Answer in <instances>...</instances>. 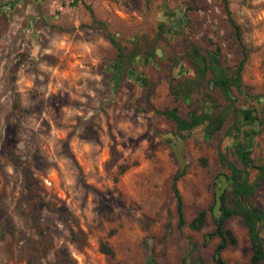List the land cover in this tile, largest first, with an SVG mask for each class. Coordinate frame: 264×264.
<instances>
[{"label": "rangeland", "instance_id": "1", "mask_svg": "<svg viewBox=\"0 0 264 264\" xmlns=\"http://www.w3.org/2000/svg\"><path fill=\"white\" fill-rule=\"evenodd\" d=\"M172 2L187 15L175 34L157 27L169 19L155 1L0 0V264H249L237 214L224 221L235 243L215 252L211 206L217 175L230 174L219 154L250 182L258 173L233 150L232 108L256 111L249 156L264 165V0H227L241 42L223 0ZM193 46L215 52L230 76L245 53L232 102L196 71ZM172 107L183 119L225 117L212 134L208 120L177 131L153 110ZM168 131L186 161L175 181L181 225L170 188L179 165L160 135ZM225 190L228 199L230 183ZM247 202L263 206L264 179Z\"/></svg>", "mask_w": 264, "mask_h": 264}, {"label": "trees", "instance_id": "2", "mask_svg": "<svg viewBox=\"0 0 264 264\" xmlns=\"http://www.w3.org/2000/svg\"><path fill=\"white\" fill-rule=\"evenodd\" d=\"M223 12L225 14L226 20L231 25L234 35L236 39L241 42V35L239 26L235 23L233 18L231 17L230 10L228 7L227 0H223ZM162 26H160V30ZM106 36L109 42L115 47L117 59L116 61H120L122 55V49L115 41V39L108 33ZM192 55L193 58H197V48L195 46L192 47ZM201 64H195V69L201 75L204 72H208L210 77L208 78V82L213 86L217 87L224 98L232 102L230 98V87L234 85L236 87L239 86L240 83V69L245 60V53H243V57L237 63L233 76L228 75L226 66H222L219 58L217 57L215 52H211L207 55V58L203 56H198ZM156 114L163 115L166 118H170L174 124L177 131L188 130L192 127L204 123L206 120L209 122L205 124V132L207 134H212L216 130H218L225 117L224 109L220 110L215 115H210L208 113L197 114L193 111L188 113L187 119L181 118L177 113L174 107L172 108H164L161 110L153 109ZM252 109H234L232 108V122L230 126L233 129H238V122L240 123H250L252 121L251 116ZM253 134V131H249L245 134L248 137V141H243L239 143L233 144V150L236 153L237 158L240 162L246 167H255L258 170L256 180L250 182L248 180V172L242 171L238 167H236L233 163L227 161L223 154H219V159L221 164L225 165L229 169V183H230V191L229 197H226V190L223 191L220 195L221 199V214L218 219L213 218L215 223L214 233L219 237V241L215 246V252L219 253L222 248H224L227 244L233 245L235 243V239L231 233V231L224 226V221L227 217L232 214H237L241 217L246 230L247 235L251 243V254L249 256V264H264V204L262 207H257L254 205H249L247 202V198L250 193L253 192L255 187L257 186L258 179H264V165L258 164L254 165L249 154H250V146L249 142L250 135ZM181 173H174L171 178V191L175 199V210L177 214V224L181 225L183 223L182 218V205L181 199L176 187L175 181L180 176ZM227 200L229 204L227 203ZM204 210H199L197 212L196 217L190 223L191 226L195 228H199L204 221ZM259 229L263 230V235H259ZM100 250L103 253L111 254L112 250L107 244L100 243Z\"/></svg>", "mask_w": 264, "mask_h": 264}, {"label": "water", "instance_id": "3", "mask_svg": "<svg viewBox=\"0 0 264 264\" xmlns=\"http://www.w3.org/2000/svg\"><path fill=\"white\" fill-rule=\"evenodd\" d=\"M172 13H174V16L169 18V20H172V19L175 20L177 17H181L182 23H179L178 25L183 26L184 25L183 20H185V19L181 16L180 11L178 9H173ZM156 54H158V53L156 52ZM112 71H113V82L115 83V81L117 80L119 68L115 67L114 69H112ZM255 114H256V111L251 110L252 121L250 123H243L242 125L239 126V128L236 132V135H235V139L233 140L234 144L242 142L245 134L248 133L249 131L256 132L258 130V128L260 127V124H259V120L255 116ZM160 135H161V137L168 138L170 140L169 141V147L171 149V152L173 153V156H174L176 162L179 165V169L177 172L181 173L184 166H185V163H186L184 156L182 154V151H181V146H182L181 141H179L176 138V136L174 135V133L171 131H168L166 133H161ZM217 180H218L219 184L214 185L213 204L211 206V215L215 219H218L220 214H221L220 195L224 191V188L229 183V179H228V177H226V175L224 173H219L217 175ZM205 238H207V235L205 236ZM215 257H217V254H215Z\"/></svg>", "mask_w": 264, "mask_h": 264}, {"label": "flooded vegetation", "instance_id": "4", "mask_svg": "<svg viewBox=\"0 0 264 264\" xmlns=\"http://www.w3.org/2000/svg\"><path fill=\"white\" fill-rule=\"evenodd\" d=\"M145 1H155V4H158L160 6V11L163 14V17L166 18H171L172 16H174V13H172L173 9H178L181 13V16L185 19L183 20V23L186 24L187 23V15H186V11L185 9L182 11L180 7L177 8V5L172 2V0H145ZM182 23V19L181 17H177L175 20H169V21H164L162 20L161 22H159L157 24V27L159 28L160 26L165 25V30L166 31H171L170 34H175L178 33L179 31H181L183 29V26H179L178 24ZM154 53H156V50H154ZM254 110V109H252ZM255 133V132H253Z\"/></svg>", "mask_w": 264, "mask_h": 264}, {"label": "bare ground", "instance_id": "5", "mask_svg": "<svg viewBox=\"0 0 264 264\" xmlns=\"http://www.w3.org/2000/svg\"><path fill=\"white\" fill-rule=\"evenodd\" d=\"M157 53H158V50H157Z\"/></svg>", "mask_w": 264, "mask_h": 264}]
</instances>
